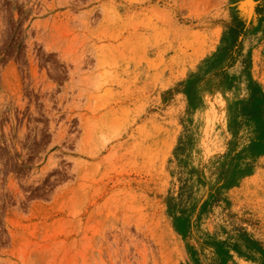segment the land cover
<instances>
[{"label": "rangeland", "instance_id": "1", "mask_svg": "<svg viewBox=\"0 0 264 264\" xmlns=\"http://www.w3.org/2000/svg\"><path fill=\"white\" fill-rule=\"evenodd\" d=\"M0 264H264V0H0Z\"/></svg>", "mask_w": 264, "mask_h": 264}, {"label": "trees", "instance_id": "2", "mask_svg": "<svg viewBox=\"0 0 264 264\" xmlns=\"http://www.w3.org/2000/svg\"><path fill=\"white\" fill-rule=\"evenodd\" d=\"M257 9L259 10L260 8L258 7Z\"/></svg>", "mask_w": 264, "mask_h": 264}]
</instances>
